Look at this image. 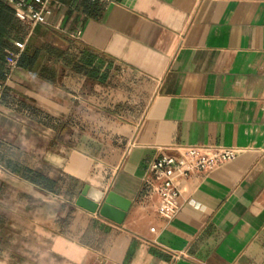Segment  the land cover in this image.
Masks as SVG:
<instances>
[{
	"label": "crops",
	"instance_id": "crops-1",
	"mask_svg": "<svg viewBox=\"0 0 264 264\" xmlns=\"http://www.w3.org/2000/svg\"><path fill=\"white\" fill-rule=\"evenodd\" d=\"M29 1L43 21L14 14L0 97V264H264V0ZM204 144L242 151L161 216L150 164ZM86 186L128 201L121 223L75 204Z\"/></svg>",
	"mask_w": 264,
	"mask_h": 264
},
{
	"label": "built area",
	"instance_id": "built-area-1",
	"mask_svg": "<svg viewBox=\"0 0 264 264\" xmlns=\"http://www.w3.org/2000/svg\"><path fill=\"white\" fill-rule=\"evenodd\" d=\"M13 8L14 14L20 20L32 25L43 21L41 9H36L29 0H6ZM21 50L23 43L15 42ZM18 53L7 57V73L16 67ZM4 82L0 83V95ZM238 147H228L219 144L186 145L176 148L177 155L162 156L154 160L149 170L158 183L153 191L157 196V212L166 218L174 217L180 209V188L178 181L195 171H209L221 164L231 162L241 153Z\"/></svg>",
	"mask_w": 264,
	"mask_h": 264
},
{
	"label": "water",
	"instance_id": "water-1",
	"mask_svg": "<svg viewBox=\"0 0 264 264\" xmlns=\"http://www.w3.org/2000/svg\"><path fill=\"white\" fill-rule=\"evenodd\" d=\"M75 204L90 212L98 211L99 214L121 223L129 203L115 193L109 192L104 195L90 187H84L77 197Z\"/></svg>",
	"mask_w": 264,
	"mask_h": 264
},
{
	"label": "trees",
	"instance_id": "trees-1",
	"mask_svg": "<svg viewBox=\"0 0 264 264\" xmlns=\"http://www.w3.org/2000/svg\"><path fill=\"white\" fill-rule=\"evenodd\" d=\"M20 32H21V28L18 25V21L14 17L12 7L6 0H0V83L4 82L6 78L5 75L8 71L6 66L8 55L16 54L15 52L14 53L12 52L15 47L14 42H21L20 39H16V37H14V33L18 34ZM21 33L23 35L25 34L24 31ZM17 50L19 51L18 48ZM9 51H11V53ZM20 63H21V54L18 53L16 66L20 65Z\"/></svg>",
	"mask_w": 264,
	"mask_h": 264
}]
</instances>
